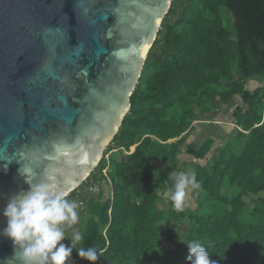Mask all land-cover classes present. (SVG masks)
I'll use <instances>...</instances> for the list:
<instances>
[{"label":"trees","instance_id":"obj_1","mask_svg":"<svg viewBox=\"0 0 264 264\" xmlns=\"http://www.w3.org/2000/svg\"><path fill=\"white\" fill-rule=\"evenodd\" d=\"M250 79L260 86L249 90ZM236 97L245 104L233 108L237 127L206 163H194L197 206L177 210L160 193L172 180L164 163L181 171L182 152L205 158L214 139L186 143L192 123ZM107 178L110 191L101 186ZM91 181L97 193H89ZM67 198L79 204L74 226L82 239L74 247H95V264H188L185 244L194 239L217 264H264V0L172 1L130 110Z\"/></svg>","mask_w":264,"mask_h":264},{"label":"water","instance_id":"obj_2","mask_svg":"<svg viewBox=\"0 0 264 264\" xmlns=\"http://www.w3.org/2000/svg\"><path fill=\"white\" fill-rule=\"evenodd\" d=\"M172 1L0 0V212L29 189L20 168L68 194L95 169ZM0 264H26L2 234Z\"/></svg>","mask_w":264,"mask_h":264},{"label":"clouds","instance_id":"obj_3","mask_svg":"<svg viewBox=\"0 0 264 264\" xmlns=\"http://www.w3.org/2000/svg\"><path fill=\"white\" fill-rule=\"evenodd\" d=\"M19 171L25 177V183L29 184V189L8 198L0 212L6 218V227L0 234L12 241L14 249L21 250V256L26 264H65L73 249L79 258L95 264L99 257L97 249L95 247L76 249L74 245L82 239V233L74 231L69 239L62 227L78 223L76 201L69 200L67 191L56 185L32 184L27 179L29 170L22 172L20 168ZM170 176L174 183L166 195L173 206L181 210L187 190L198 189L200 184L191 170L173 172ZM65 238L70 240L69 245L61 243ZM185 245L188 249L186 257L188 264H217L200 240L194 239Z\"/></svg>","mask_w":264,"mask_h":264},{"label":"crops","instance_id":"obj_4","mask_svg":"<svg viewBox=\"0 0 264 264\" xmlns=\"http://www.w3.org/2000/svg\"><path fill=\"white\" fill-rule=\"evenodd\" d=\"M250 81V80H249ZM250 85V83L248 84ZM236 105H242V106H245L244 102L239 99L238 97H236L231 103L227 104V105H224L222 106L221 108H218V109H214L212 111H209L208 113H211L210 115H207L208 113H206L205 117L204 118H199L197 120H195L193 123H192V129L194 127V130H195V133H196V136L191 140V141H187L188 139V136H187V139H186V143L190 144V145H193L194 147H199L207 138L211 137L214 139V142L215 140H217V138L219 139V141L216 143V146L214 147V151L215 153L217 152V148L219 146V144L222 142V139L231 133V131H233V129L235 127H237L236 123H235V119H234V116H233V108L236 106ZM213 116V117H212ZM203 117V116H201ZM199 120V121H198ZM196 122V123H195ZM228 122V123H227ZM196 124H199L198 126ZM230 126V128H228ZM226 128L230 129L229 131H226L225 133H222L223 130H225ZM191 129V130H192ZM214 133L216 136H214ZM200 137V139H199ZM177 139V138H176ZM175 139H172V140H169V141H173ZM213 142V143H214ZM134 150V146L132 147V150ZM185 153L182 152L179 156L180 160L183 162V161H186L187 158L185 157H182V155H184ZM213 154V153H212ZM188 155V154H187ZM191 156V155H190ZM211 157V156H210ZM210 157H208V159L206 160V162L210 159ZM191 158H193L191 156ZM206 158V157H205ZM205 158H202V159H198L202 162H196L195 159H191L189 160L188 162H192V167L194 169V163H201V164H204L206 162H204ZM195 161V162H194ZM153 163H157L155 161H153ZM159 164V163H157ZM165 168L168 169V166L167 163L166 165L164 164ZM172 168V167H171ZM183 169V168H182ZM171 173L174 172H180V171H176L172 168L173 171H171L170 169H168ZM184 170V169H183ZM182 171V170H181ZM173 179L171 180L169 186L173 187ZM110 188H111V184H109L107 187H106V190L107 191H110ZM195 190V191H194ZM198 193L199 192V189H191L189 188V190L187 191V195H186V198H185V202L184 203H196V199L194 197V193ZM190 198L193 200V201H190Z\"/></svg>","mask_w":264,"mask_h":264},{"label":"rangeland","instance_id":"obj_5","mask_svg":"<svg viewBox=\"0 0 264 264\" xmlns=\"http://www.w3.org/2000/svg\"><path fill=\"white\" fill-rule=\"evenodd\" d=\"M211 113H208L207 115H210ZM206 115V114H205ZM205 115H203V117H200V118H204L205 117ZM213 117V116H212ZM199 121V120H198ZM196 123V122H195ZM228 123V122H227ZM197 126L199 125V124H196ZM195 127V126H194ZM194 127H193V129L190 131V133H189V135H188V139H187V141L189 142V141H191L195 136H196V133H195V130H194ZM228 128H230V126L228 127ZM228 128H226L225 130H223V132L222 133H225L226 131H229L230 129H228ZM214 136H216L215 135V133H214ZM199 139H200V137H199ZM219 141V139L217 138V140H215V142L211 145V148H210V151L206 154V158H205V160H204V162H206V160L208 159V157H210L211 155H212V153H215V151H214V147L216 146V143ZM182 157H185V158H187V160L186 161H183L182 163H183V165H182V168L184 169H182V171H189V170H191V171H193L194 172V169H193V165H192V162H188L189 160H191V159H195V158H191V156L190 155H187V154H184V155H182ZM196 160V162H202V161H200V160H198V159H195ZM195 162V161H194ZM186 163V164H185ZM165 165H166V163H164ZM155 165H158L157 163H155ZM168 169H170L171 171H173L172 170V168L170 167V166H168ZM174 172V171H173ZM171 186H168L165 190H163V191H160V193H163V195H164V197H168L167 195H166V193H168L170 190H171ZM233 189L234 190H236V186H234L233 187ZM189 190V189H188ZM187 190V191H188ZM197 190V189H196ZM195 191V190H194ZM197 193V192H196ZM196 193H194V194H196ZM190 201H193L191 198H190ZM79 205V204H78ZM184 206H187V207H191V208H193V207H195V206H197V204L196 203H184ZM63 227V230H64V232L65 233H71V232H74V231H76V227L74 226V225H71V226H62ZM189 228V224L187 223V222H184V223H182L181 224V226H180V228H179V234L180 235H184L185 233H186V231H187V229Z\"/></svg>","mask_w":264,"mask_h":264},{"label":"built area","instance_id":"obj_6","mask_svg":"<svg viewBox=\"0 0 264 264\" xmlns=\"http://www.w3.org/2000/svg\"><path fill=\"white\" fill-rule=\"evenodd\" d=\"M103 174L107 176L106 169H104ZM109 184H111L109 178H107ZM105 182V181H104ZM108 185H106L107 187ZM89 193H97L99 191V185L95 181H91L87 187Z\"/></svg>","mask_w":264,"mask_h":264}]
</instances>
